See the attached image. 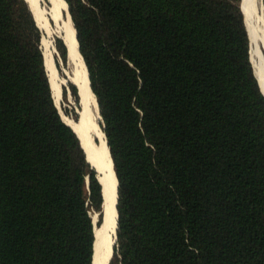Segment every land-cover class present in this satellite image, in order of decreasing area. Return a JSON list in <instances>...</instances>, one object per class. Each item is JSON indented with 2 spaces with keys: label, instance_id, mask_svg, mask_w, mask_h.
Returning a JSON list of instances; mask_svg holds the SVG:
<instances>
[{
  "label": "trees",
  "instance_id": "obj_1",
  "mask_svg": "<svg viewBox=\"0 0 264 264\" xmlns=\"http://www.w3.org/2000/svg\"><path fill=\"white\" fill-rule=\"evenodd\" d=\"M64 1L117 178L108 264H264V96L241 0ZM27 3L0 0V264H93L102 186Z\"/></svg>",
  "mask_w": 264,
  "mask_h": 264
},
{
  "label": "bare ground",
  "instance_id": "obj_2",
  "mask_svg": "<svg viewBox=\"0 0 264 264\" xmlns=\"http://www.w3.org/2000/svg\"><path fill=\"white\" fill-rule=\"evenodd\" d=\"M25 1L28 2L27 4H30L34 9L32 10L35 12L39 21L37 24H40L42 14L38 6V0ZM50 2L52 3V13L54 18H62V15H64L63 12L66 11L67 8L65 2L63 0H50ZM242 2L243 16L245 19L244 23H246L249 35L251 56L254 55L253 50L258 51V46L251 30V19L255 15L257 8L260 9L261 12L263 9L261 7L260 0H243ZM261 22H264V17H261ZM65 29L67 32L65 43L68 47V53L70 57H74L78 61V64L80 66V80L78 78L76 79H78L77 81L79 84V93L82 98L84 108L82 110L80 121L78 123H73L67 120L64 121L66 124L70 125L79 136L81 145L86 152L87 159L91 162V165H93V168L97 171L98 180L102 186L106 218L104 219L100 227L96 228L94 232L93 264H106L109 259L111 247L114 243L115 238V229L117 222V213L115 209L117 180L113 172L112 161L109 157V151L105 143L104 134L97 124L100 118L97 102L91 89L89 88V80L87 77L85 64L81 55L78 53V47L75 39V30L69 22V19L65 22ZM46 46L49 47L47 44ZM43 57L45 66L48 71L50 88L52 91L57 92L56 71L51 56L43 53ZM255 76L257 78L261 91L264 93V76L256 72ZM84 123L86 124V129H84L82 126V124ZM94 139L96 142H94Z\"/></svg>",
  "mask_w": 264,
  "mask_h": 264
},
{
  "label": "rangeland",
  "instance_id": "obj_3",
  "mask_svg": "<svg viewBox=\"0 0 264 264\" xmlns=\"http://www.w3.org/2000/svg\"><path fill=\"white\" fill-rule=\"evenodd\" d=\"M38 6L42 14V17L40 20L41 23L37 24L39 21H38V17L36 16V14H35V21H36L38 28L42 32L41 44H40L41 50H42V53H45L51 56V59L53 61V65L56 71V81H57V92L58 93L56 91L51 90L52 95L54 97L53 99H54L55 106L58 109V112L60 113L63 120L71 121L73 123H78L80 121L81 113L84 108V104H83L82 98L79 93L80 92L79 84L77 81L78 79L80 80L79 78L80 66L78 64V61L74 57H70L69 53H68V58H67L66 63H63L62 60H60L59 58V54L57 53V50H55L56 49L55 48L56 38H60L62 39L63 42H65V38L67 36V32L65 29V22L69 19V22L73 26L71 22V18L66 8V11H64L65 13L63 12L64 15H62V18L55 19L52 13L53 7H52V3L50 2V0H38ZM242 6H243V2H242ZM66 7H67V4H66ZM261 7L263 9L262 12L260 9L257 8L255 15L251 19V30H252L253 37H255V41L258 46L257 47L258 51L253 50L254 55L250 56V53H249V56H250V62L252 64L253 70L256 73H259L262 76H264V22H261V17H264V0L261 1ZM46 44L49 47H47ZM68 83H72L73 85H75V87L78 90V93L80 96L78 107L74 103L72 97L70 96V93L68 92L66 94L63 93L64 89L67 90ZM74 113L78 114V119L73 118ZM97 124L103 132V122H102L101 117L99 118V121L97 122ZM85 125H86L85 123L82 124L84 129H86ZM94 142H96L95 139H94ZM97 176H98V173H97ZM92 217H93L94 228L96 229L100 227L102 218H101V221L97 223L98 222L97 215L92 214Z\"/></svg>",
  "mask_w": 264,
  "mask_h": 264
},
{
  "label": "water",
  "instance_id": "obj_4",
  "mask_svg": "<svg viewBox=\"0 0 264 264\" xmlns=\"http://www.w3.org/2000/svg\"><path fill=\"white\" fill-rule=\"evenodd\" d=\"M25 1V0H24ZM242 1L243 0H241V3H240V9H241V12H242ZM262 0H260V2H261ZM67 11H68V5H67ZM69 13V12H68ZM243 14V13H242ZM69 16H70V14H69ZM71 18V17H70ZM34 19V18H33ZM35 21V20H34ZM71 22H72V20H71ZM37 25V24H36ZM38 27V26H37ZM73 28H74V25H73ZM74 30H75V28H74ZM75 39H76V41H77V38H76V30H75ZM64 44L66 45V43L64 42ZM66 47H67V45H66ZM77 47H78V53L80 54V51H79V45H78V42H77ZM67 51H68V47H67ZM81 55V54H80ZM82 57V56H81ZM83 59V58H82ZM83 62H84V60H83ZM85 64V63H84ZM85 68H86V65H85ZM86 71H87V68H86ZM87 77H88V71H87ZM88 80H89V78H88ZM258 82V81H257ZM89 88H90V82H89ZM258 85H259V83H258ZM259 88H260V86H259ZM91 89V88H90ZM260 91H261V88H260ZM261 93L263 94V96H264V93L261 91ZM96 99V98H95ZM97 107H98V103H97ZM99 110V109H98ZM99 116H100V114H99ZM101 117V116H100ZM64 123H65V121H64ZM66 124V123H65ZM67 126H69L71 129H72V127L70 126V125H68V124H66ZM72 131L75 133V135L77 136V138H78V140H79V142H80V146H81V148L83 149V152H84V154H85V157H86V160L90 163V165H91V162L87 159V155H86V152H85V150H84V148H83V146L81 145V141H80V138H79V136L77 135V133L72 129ZM103 134H104V132H103ZM104 138H105V135H104ZM105 143H106V145H107V142H106V139H105ZM108 147V146H107ZM108 151H109V149H108ZM109 157H110V159H111V156H110V153H109ZM111 161H112V159H111ZM93 165H91V167H92ZM93 168V167H92ZM112 168H113V172H114V174H115V171H114V166H113V162H112ZM95 170V169H94ZM96 171V170H95ZM116 176V175H115ZM117 179V178H116ZM99 181V180H98ZM101 184V183H100ZM117 186H118V184L116 185V203H115V209H116V204H117ZM102 195H103V191H102ZM116 213H117V211H116ZM116 218H117V216H116ZM116 229H117V222H116ZM116 229H115V238H114V243H113V245H112V247H111V253H110V256H109V259H108V261H107V263L106 264H108V262H109V260H110V258H111V256H112V252H113V246H114V244H115V241H116Z\"/></svg>",
  "mask_w": 264,
  "mask_h": 264
}]
</instances>
